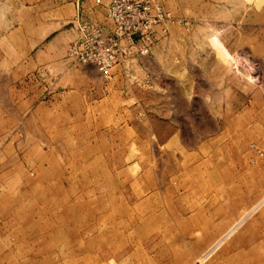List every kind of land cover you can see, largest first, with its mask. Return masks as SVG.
Here are the masks:
<instances>
[{
  "label": "rangeland",
  "instance_id": "rangeland-1",
  "mask_svg": "<svg viewBox=\"0 0 264 264\" xmlns=\"http://www.w3.org/2000/svg\"><path fill=\"white\" fill-rule=\"evenodd\" d=\"M111 1L0 0V264H264V0H144L102 75Z\"/></svg>",
  "mask_w": 264,
  "mask_h": 264
},
{
  "label": "built area",
  "instance_id": "built-area-1",
  "mask_svg": "<svg viewBox=\"0 0 264 264\" xmlns=\"http://www.w3.org/2000/svg\"><path fill=\"white\" fill-rule=\"evenodd\" d=\"M143 3L144 0H112L107 12L110 26L80 24L79 36L70 45L68 58L74 64L107 75L138 53L146 55L147 49H137L146 35L141 22Z\"/></svg>",
  "mask_w": 264,
  "mask_h": 264
},
{
  "label": "crops",
  "instance_id": "crops-1",
  "mask_svg": "<svg viewBox=\"0 0 264 264\" xmlns=\"http://www.w3.org/2000/svg\"><path fill=\"white\" fill-rule=\"evenodd\" d=\"M56 33H57L56 31L51 32V33L47 36V38H46L45 40L49 39L51 36H53V35L56 34ZM42 44H43V41L40 42L38 45H36L35 48L33 49V51H35L38 47L42 46ZM52 46H53V45H52ZM52 46H51V47H52ZM47 50H48L47 47H43V48H42V52H45V53H46Z\"/></svg>",
  "mask_w": 264,
  "mask_h": 264
}]
</instances>
